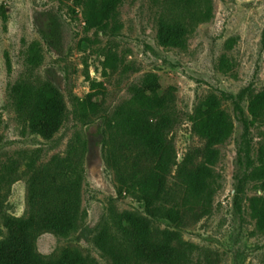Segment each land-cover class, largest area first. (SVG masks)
I'll return each instance as SVG.
<instances>
[{"label":"rangeland","instance_id":"obj_1","mask_svg":"<svg viewBox=\"0 0 264 264\" xmlns=\"http://www.w3.org/2000/svg\"><path fill=\"white\" fill-rule=\"evenodd\" d=\"M186 10L167 0H124L119 28L102 31L86 26L73 0H0V174L12 161H23L22 170L32 161L45 164L63 156L72 141H90L82 225L69 234H36L30 241L36 253L61 257L74 249L82 264L86 259L113 264L97 248V236L112 225L114 212L144 214L145 207L120 188L105 164L100 126L131 103L134 89H143L147 76L154 75L156 96H167L176 116L170 138L178 166L205 146L189 116L206 98H219L234 124L230 138L217 147L211 213L182 231L190 245L187 264H264V233L252 211L253 200L264 199V164L258 159L264 127L256 124L246 132L232 99L245 88L264 91V0H194ZM173 18L190 23L183 48L157 42L160 21ZM25 79L47 85L54 106L64 113L52 138L32 132L18 117L10 94ZM93 83L101 101L97 118L79 108ZM247 106L245 119L250 120ZM28 174L6 186L0 240L20 237L12 219L30 218Z\"/></svg>","mask_w":264,"mask_h":264},{"label":"trees","instance_id":"obj_2","mask_svg":"<svg viewBox=\"0 0 264 264\" xmlns=\"http://www.w3.org/2000/svg\"><path fill=\"white\" fill-rule=\"evenodd\" d=\"M73 1L89 29L119 28L118 9L124 0ZM167 2L190 12L194 0ZM190 33V23L185 20L162 19L157 42L164 48H183ZM157 82L156 76H147L144 88L134 89L133 101L120 107L104 128L100 126L98 138L105 152V164L115 173L120 188L145 207L144 214L114 212L112 225L97 236V248L113 264H187L190 245L184 241L182 231L211 213L216 195L212 168L220 154L217 147L234 130L221 100L209 96L189 116L193 132L205 146L190 152L178 166L170 138L176 116L169 98L156 96ZM95 87L93 83L92 92L80 100L79 108L97 118L101 101L96 100L99 93ZM10 98L20 121L32 132L52 138L59 131L64 113L54 106V94L47 85L38 87L25 79L13 87ZM232 99L246 132L256 124L264 127V91L252 93L245 88ZM244 103L248 105L250 120L245 119ZM89 144L90 141L81 143L77 139L69 144L63 156H54L45 164L32 161L22 170L23 161H12L5 173L0 174L3 203L6 186L21 179L25 171L30 173L27 181L31 207L28 220L10 221L20 237L0 240V264H82L74 249L61 257H44L33 250L30 241L38 233L69 234L81 227L87 214L83 191ZM258 159L264 164V131ZM252 211L258 230L264 233V199H254ZM86 264L96 263L94 259H86Z\"/></svg>","mask_w":264,"mask_h":264}]
</instances>
